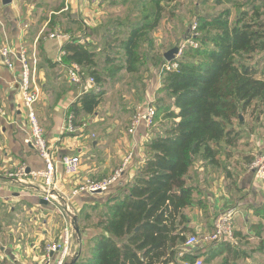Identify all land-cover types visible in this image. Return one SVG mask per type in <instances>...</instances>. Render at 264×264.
<instances>
[{
    "label": "crops",
    "instance_id": "0c3cea01",
    "mask_svg": "<svg viewBox=\"0 0 264 264\" xmlns=\"http://www.w3.org/2000/svg\"><path fill=\"white\" fill-rule=\"evenodd\" d=\"M174 1L167 7L165 17L173 16L168 22L179 15V10L172 7ZM189 1L191 4L185 11L191 16L200 12L212 14L221 8L234 10L225 0L221 4L227 6L221 8H208L209 4L216 5L219 0ZM108 9L104 12L99 4L90 0H12L8 5L0 0V50L5 45L12 47L17 54L26 50L34 69V81L41 92L36 111L48 142L57 146L60 156L77 154L82 158L79 175L69 177L62 172L60 183L66 192L87 179L102 180L107 177L115 168L113 159L119 156L122 162L124 150L128 152L133 149L135 155L131 163L134 166L127 168L121 183L133 179L137 167L145 159V144L149 139L146 127L140 126L136 133L131 134V138H120L117 147H109L103 134L107 136V133L115 129L116 114L146 106L157 98V92L163 86L161 73L151 60H148L146 68L142 67L138 72L131 73L126 70L123 56L120 60L122 63L116 64L121 56L113 49V45L108 44L109 50L106 52L105 34L108 32L102 18L105 13L113 17ZM235 17L236 13L232 14V18ZM54 20L57 21L56 27L51 29L50 24ZM79 26H82L81 30ZM62 27L68 30L65 34L72 38L80 36L83 44L99 54V69L104 72L105 80L101 86L89 83V76L86 75L85 87L70 80L65 64L58 61L64 44L69 40L50 37L52 32ZM164 29L158 28L155 32L161 33ZM189 31L190 29L185 30V37ZM103 49L105 53L101 52ZM160 53L164 57L165 51ZM107 57L113 60L106 63ZM35 58L37 62H34ZM20 72L21 66L17 59L14 60V67L8 68L3 64L0 54V264H53L55 257L51 256L52 261L49 260L45 246L48 242L62 238L69 219L41 197L37 183L11 180L6 175L22 165L30 169L42 168L44 165L38 152L28 141L31 127L20 93ZM121 82L128 84V93L123 92L125 85L120 89L121 96L119 90L112 92L108 88L114 85L117 87ZM84 88L89 91L102 89L105 91L104 97H109L112 92L111 101H103L94 114L81 115L79 120L83 124L77 127L76 132H67L65 127L68 114L72 105L88 91ZM99 129H105L102 131L105 133L100 135ZM126 133L130 135L128 131ZM231 174L232 172L224 176L222 172L199 170L191 172L190 182L198 186L199 191L195 195L197 203L186 209L190 218L189 226L195 230V235L203 237L215 229L213 216L218 217L219 214L234 209L235 239L205 242L198 249L195 245L186 254H196L204 263L208 257L215 255L212 264H264V231L259 237L261 228L264 229V182L254 172H240L237 177ZM228 181H232L229 186L239 196L228 195L229 188L223 187V183ZM109 193L110 190L100 191L66 201L76 235L73 250L78 253L73 251V259L83 251L84 245L79 227L80 212L86 206L105 203ZM200 199L206 205V211L198 204ZM228 244H231L232 251L227 249ZM228 251L237 253L239 257L235 258Z\"/></svg>",
    "mask_w": 264,
    "mask_h": 264
},
{
    "label": "trees",
    "instance_id": "16d2710c",
    "mask_svg": "<svg viewBox=\"0 0 264 264\" xmlns=\"http://www.w3.org/2000/svg\"><path fill=\"white\" fill-rule=\"evenodd\" d=\"M171 1L138 0L132 6L131 0H124L120 4L127 6V17L114 19V27L106 24V52L108 44L122 51L128 72H138L148 60L156 68L160 65L163 86L155 99L154 121L162 120L167 126L146 142L145 159L132 180H119L111 186L114 190L110 187L105 203L80 212V220L89 216V210L98 209V216L92 228H81L84 245L75 264H183L197 259L196 254L178 256L195 235L186 209L197 203L199 187L190 182L196 162L201 159L207 166L223 168L234 155L231 147L243 137L236 121L244 124L240 115L256 104L261 107L257 121L264 128V72L258 62H246L264 52V0H225L237 12L234 19L231 8L191 16L198 22L199 46L186 45L176 60L177 68L162 70L166 63L162 53L153 48L152 56L143 55L140 48L151 31L161 26ZM56 22H51V29ZM150 42L154 47L155 41ZM63 50L65 64L76 63L96 85L104 83L96 51L75 39L66 42ZM111 60L107 57L106 63ZM104 95L102 89L88 91L72 105L77 127L83 124L81 115L95 113ZM242 158L249 160L248 154ZM198 204L206 211L201 199ZM215 257H208L206 264Z\"/></svg>",
    "mask_w": 264,
    "mask_h": 264
},
{
    "label": "built area",
    "instance_id": "2783aa9c",
    "mask_svg": "<svg viewBox=\"0 0 264 264\" xmlns=\"http://www.w3.org/2000/svg\"><path fill=\"white\" fill-rule=\"evenodd\" d=\"M91 2L98 4L102 0H90ZM190 37H187L183 43L179 46V53L176 59L163 65L162 70L175 69L178 66L177 59L181 57V53L186 45H192L198 47L199 44L196 38L199 36L198 22L195 21L190 27ZM52 38L67 39L83 41V38L77 36L72 38L69 34H65L60 28H57L50 34ZM0 54L2 56V62L8 68L14 67V60L20 63L21 77H20V93L23 99V103L27 109V118L31 127V137L28 141L34 146L38 152L40 158L43 161V167L37 169L27 170V166L22 165L16 170L7 172V177L11 180H17L22 182L37 183L40 187L41 197L51 205H54L58 211L69 219V224L65 227L62 238L59 241L48 242L45 246L46 254L50 261L53 259V264H66L73 253V241H74V225L72 215L68 213V206L66 201L69 199L77 198L79 196L96 193L98 191H107L116 182L122 179L129 165L132 163L135 151L131 149L124 159L123 164L118 167L113 174L102 180L87 179L83 183H80L70 191L66 192L62 189L61 179L62 172L69 177H75L81 172V156L77 154H65L59 155L58 148L55 144L49 143L44 129L41 127L39 118L36 111V103L40 100L41 92L39 86L34 81V72L31 67L26 50H21L19 54L10 46L5 45L1 48ZM65 51L62 50L58 56V61L65 64L63 57ZM37 62V59H34ZM68 71V76L74 84H81L86 86L83 71L80 65L71 63L65 64ZM89 83H94V79L89 77L87 80ZM85 91L88 90L84 88ZM89 91V90H88ZM86 91V92H88ZM155 99L152 102L146 104V106H139L135 115L131 119L128 132L134 134L137 132L140 126L144 125L146 128H150L154 123L156 116ZM74 115L72 112L68 114L65 130L73 133L77 131V126L74 124ZM250 169L256 174L257 178L264 182V153L255 156L250 163ZM235 210H227L218 215L215 221V229L212 233H209L203 237L205 242H225L233 241L235 239L234 232V216ZM200 242V238L197 235H191L186 244L185 249L179 252L178 256H184L188 251H192L193 246ZM75 253H78L75 251ZM183 264H204L202 258H197L194 261L186 260Z\"/></svg>",
    "mask_w": 264,
    "mask_h": 264
},
{
    "label": "rangeland",
    "instance_id": "374dc122",
    "mask_svg": "<svg viewBox=\"0 0 264 264\" xmlns=\"http://www.w3.org/2000/svg\"><path fill=\"white\" fill-rule=\"evenodd\" d=\"M112 1L114 4L111 5V7H108V3ZM105 2L104 0L99 2V6L100 8H102V10H104V12L108 9L110 11V13H113V17L109 14V13H105V17L102 18V20L104 21V24H109V26L114 27L115 25V21L117 20V18H121V19H125L127 17V15L129 14V11L127 9L126 5H123L122 3L120 4V2L124 1V0H110ZM138 0H131V4L132 6H134L137 3ZM210 3V2H209ZM190 1L189 0H175L172 4V7L174 9H178V16H176V18H173V20L171 22H168V19H172L170 16L169 17H165L163 21H165V23L163 24V21L161 23V26L158 28H165L164 31H162L161 33L155 32L156 29L151 31V33L148 35V38L146 40H144L141 44V52L143 53V55H150L152 56L153 54V48H155V50L162 52L165 51L167 52L168 50L174 48L175 46L179 45L181 43H183L185 41V39L187 37H185V35L187 34L185 32V30L190 29L191 25L196 21L195 18L191 17V15L187 14L185 9H187V7L190 5ZM103 5L105 8H103ZM215 6V7H225L227 6L226 4H221V5H214V4H209L208 8ZM222 9V8H221ZM233 14L237 12H235V10L232 11ZM261 12L264 14V7L261 8ZM104 15V14H103ZM264 16H261V19L263 20ZM115 19L114 22H112ZM114 23V24H113ZM167 25V26H166ZM167 27V28H166ZM62 30V29H61ZM63 31V30H62ZM125 36V34L123 35ZM150 40L155 41L153 43L154 47H150ZM105 49V48H104ZM101 50V52L105 53V50ZM96 50V49H95ZM117 54H119L121 57H118V61L116 62V64H119L120 60H122V51H116ZM115 54V53H114ZM103 58V57H102ZM152 62V60H151ZM247 63H252V64H256L258 62L259 65L258 69L260 70V72H264V52L262 53H256L254 54L252 59H246ZM122 63V62H120ZM115 64V65H116ZM101 66L103 64H100ZM160 66V65H159ZM158 66V68H159ZM105 67V66H104ZM147 66H144V68H146ZM161 72V69H159ZM83 71V70H82ZM84 75V73H83ZM85 77V75H84ZM95 85V83H92ZM125 85V86H124ZM127 83H122L119 84L117 87L116 85L114 86H108V88L112 89V92H117L119 93V95L121 96L122 91L120 89H122L123 87V92L128 93L127 91ZM111 94L108 96L104 97V101L106 103H109L111 101ZM260 108L261 107H257V104L254 107H251L246 113L241 114L242 116V120L244 121V124H241L240 121H236L235 127L237 129L240 130V132H242V136L241 139L238 140V142L231 147L232 153L234 154L233 157L230 160H226L223 163V168H228L226 170H224L222 167H211V166H207L205 165L204 161H202L201 159H199L194 168V172H197L199 170V172H222V174L224 176H227L226 172H232V175H235L237 177V175H239L240 172H253V170L250 169V163L253 161V159L255 158V156L264 153V128H262L258 121H257V117L259 116V112H260ZM137 109L133 110L132 112H127V113H118L115 116V121H117V124L115 125V129L111 130L109 132V134L107 133L105 136V132H102L104 130L99 129L98 132L104 135L103 137H105L106 141L108 142V146L109 147H117V145L119 144V140L120 138H126L127 136H129L131 138V134L127 135V128H129L131 119L133 118V116L135 115ZM167 126L166 122L162 121V120H158V121H154L153 125L150 128H146V132H147V137L148 138H152L153 136H155L157 133H161L165 127ZM99 135V134H98ZM123 149V148H122ZM129 152V151H128ZM127 150H124V155L123 157H121V161L119 159V156H116L113 160H114V165L115 168L111 171V172H115V170L120 167L123 162L125 157L128 154ZM244 154H248L249 156V160L247 159H243L242 156H244ZM252 157V158H251ZM251 158V159H250ZM82 160V158H81ZM121 163V164H120ZM131 166V164L129 165ZM134 164L131 166L133 168ZM112 174V173H111ZM111 174H109L107 177H109ZM218 176V174L216 175ZM105 177V178H107ZM230 177V176H229ZM233 179V178H232ZM230 182L232 183V181H228L227 183H223V187L225 188H229L230 192H227L228 195L233 194L239 196L238 193H235L234 190H232L229 186ZM245 192V191H244ZM244 192H242V194H244ZM237 199V198H236ZM192 207V206H191ZM89 216L88 217H83L84 219L80 220V231L82 227H88V228H92L96 221H97V212L95 210H89L88 211ZM213 219H217V216L214 217ZM81 234H83L81 232ZM74 235V239H75ZM198 236V235H197ZM200 242L196 244V249L201 248V245L205 243V241L203 240V237H200ZM77 241V239H76ZM87 249V247H86ZM73 258L71 257L70 259H68L67 262H70ZM206 264V262L204 263ZM212 264V263H211ZM218 264V263H216Z\"/></svg>",
    "mask_w": 264,
    "mask_h": 264
},
{
    "label": "water",
    "instance_id": "95a60500",
    "mask_svg": "<svg viewBox=\"0 0 264 264\" xmlns=\"http://www.w3.org/2000/svg\"><path fill=\"white\" fill-rule=\"evenodd\" d=\"M11 2H12V0H2V3L4 5H8ZM178 53H179V45H177L174 48H172V49L168 50L167 52H165L164 58H165L166 61L171 62V61L176 59V56H177ZM240 117H241V120H242V116L241 115H240ZM27 170L29 171L30 168H27ZM98 192H100V191H98ZM75 262H76V257L73 260H71L70 262H67L66 264H75Z\"/></svg>",
    "mask_w": 264,
    "mask_h": 264
}]
</instances>
